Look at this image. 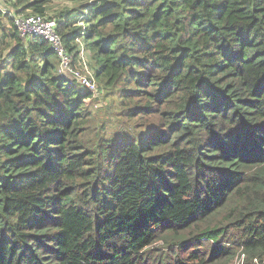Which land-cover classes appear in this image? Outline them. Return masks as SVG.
<instances>
[{"label":"trees","instance_id":"16d2710c","mask_svg":"<svg viewBox=\"0 0 264 264\" xmlns=\"http://www.w3.org/2000/svg\"><path fill=\"white\" fill-rule=\"evenodd\" d=\"M53 1L0 9V264H264V0H96L50 18L68 50L83 32L126 121L156 116L141 131L93 129L91 94L19 36L13 18Z\"/></svg>","mask_w":264,"mask_h":264},{"label":"rangeland","instance_id":"374dc122","mask_svg":"<svg viewBox=\"0 0 264 264\" xmlns=\"http://www.w3.org/2000/svg\"><path fill=\"white\" fill-rule=\"evenodd\" d=\"M96 0H55L49 6L46 12V17L48 18H56L58 17L64 10L77 11L84 6L85 4H89V2H95ZM0 9L1 10H9L12 12L10 4H8V0H0ZM7 27L8 22H4ZM83 24H78L76 28H82ZM75 45H72V47ZM76 48H74L73 52H76ZM71 56L72 54L69 53ZM90 52L88 53V66L90 71L94 74V65L90 57ZM72 68L74 71H82V67L79 63V60L72 59ZM64 77L68 79V81L73 82L80 91H85L83 88H80L76 82L74 81V76L67 71L62 72ZM96 88H97V98H90L85 101L86 106L89 108L90 112L95 114L94 122L92 124V128L103 127L106 130L115 129V125L121 124L123 122V126L130 128V126H134L135 130L139 131L144 130V127L154 123L156 124L157 118L155 115L147 114V115H136L133 118L126 121L124 119V115L129 108H126V105H121L120 99H117L111 91L106 90L99 81L95 79ZM90 93V92H89ZM91 94V93H90ZM92 96V94H91ZM138 131V132H139ZM235 262V261H234ZM233 262V264H234Z\"/></svg>","mask_w":264,"mask_h":264},{"label":"built area","instance_id":"2783aa9c","mask_svg":"<svg viewBox=\"0 0 264 264\" xmlns=\"http://www.w3.org/2000/svg\"><path fill=\"white\" fill-rule=\"evenodd\" d=\"M13 23L17 33L22 39L40 38L45 41L58 59L60 73L67 71L72 74L74 76V81L80 88L90 92L93 98H97L94 74L89 69L88 52L81 38L83 32L73 41V45H75L74 48L77 50L75 54L82 67V71L80 72L74 71L72 68L71 63L73 57L69 54V50L65 47L57 31V23L55 20L46 16L27 15L13 18ZM81 29L83 30L84 26H82ZM244 257V255H241L236 264H243ZM253 261V263H256V259Z\"/></svg>","mask_w":264,"mask_h":264},{"label":"crops","instance_id":"0c3cea01","mask_svg":"<svg viewBox=\"0 0 264 264\" xmlns=\"http://www.w3.org/2000/svg\"><path fill=\"white\" fill-rule=\"evenodd\" d=\"M73 50H74V46H73V49H71V50L69 49V53L72 54L73 61H74V60H77V56H76L75 52H73Z\"/></svg>","mask_w":264,"mask_h":264}]
</instances>
